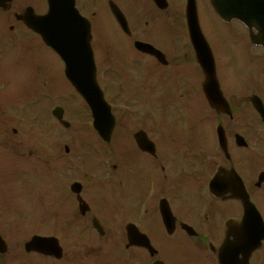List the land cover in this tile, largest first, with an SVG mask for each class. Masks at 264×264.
<instances>
[{"label": "flooded vegetation", "instance_id": "1", "mask_svg": "<svg viewBox=\"0 0 264 264\" xmlns=\"http://www.w3.org/2000/svg\"><path fill=\"white\" fill-rule=\"evenodd\" d=\"M74 1L95 30L96 77L114 119L110 141L103 142L89 121L80 120L72 131L60 122L71 115L67 99L55 91L56 76L66 80L64 65L20 18L27 9L45 13V0H0V174L14 162L17 180L24 169L36 185L45 176L48 196L62 203L45 207L18 193L14 206L0 204V238L7 247L0 264H217L228 221L242 216L234 194L244 189L264 221V47L252 43L239 22L213 41L201 26L228 104L216 110L205 97L197 61L199 52L205 58L209 52L195 50L190 41L186 0ZM202 5L208 7V0H197V8ZM38 123L48 124L46 137L31 136ZM86 133L96 146L80 140ZM102 183L110 193L105 203L99 199ZM162 210H169L172 223L163 222ZM23 218L42 226L33 235L92 239L85 248H62L59 259L26 252ZM87 223L95 235L86 231ZM107 223L113 232H106ZM126 224L146 236L154 251L129 244ZM131 237L138 240L134 232ZM256 253L249 264L264 261Z\"/></svg>", "mask_w": 264, "mask_h": 264}, {"label": "water", "instance_id": "2", "mask_svg": "<svg viewBox=\"0 0 264 264\" xmlns=\"http://www.w3.org/2000/svg\"><path fill=\"white\" fill-rule=\"evenodd\" d=\"M47 1L49 5L48 12L43 16L35 17L30 23L32 28L39 32L44 41L53 46L64 61L72 67L76 65V61L66 58L67 50L72 54H75L76 50L82 52L83 54L76 56L86 58V60L82 59L84 63L81 65H86L88 68V66L92 65V56L89 48V27L78 16L74 9L73 0ZM211 3L215 12L221 18L245 20L248 24L254 26L257 23L252 18H258L257 9L264 7V0H211ZM262 14L264 15V10ZM189 26L193 32V22L190 18ZM90 71L91 73L69 69L67 73L70 74V80L76 90L90 106L94 117V126L102 130L109 127V117H104V115L107 116L109 111L95 82L93 69ZM243 208V236L240 239L241 243L238 248L230 247L228 243H225L220 249L219 264H247L250 253L257 247V243L261 239L258 229H256L260 219L254 207L252 204L244 202ZM35 241L39 240L33 239L26 246L27 249ZM239 255H241L240 259Z\"/></svg>", "mask_w": 264, "mask_h": 264}, {"label": "rangeland", "instance_id": "3", "mask_svg": "<svg viewBox=\"0 0 264 264\" xmlns=\"http://www.w3.org/2000/svg\"><path fill=\"white\" fill-rule=\"evenodd\" d=\"M212 11L206 6L202 5L200 6V20H201V26L204 30V32L206 33V36L209 40L213 41L214 39V35L216 33H224L228 30V27L224 24H222L216 17L214 14L211 13ZM54 63H55V70L58 72L59 69H60V66H59V63L57 61V59H53ZM232 72V71H230ZM55 91L56 93H59L60 96H65V98L67 99L68 101V106L67 108H69L70 110L73 111V114L75 116H83V118L86 116L87 114V111L85 110V108H83L81 106V101L79 100V98L73 93L71 87L68 85V83L62 79L61 77L59 76H56V79H55ZM74 124H76L74 121H73ZM52 127H54V129H52V131L57 134L58 133V130L59 128L53 124ZM72 127V126H71ZM80 140H82V142H90L92 144H97L96 142V139L93 138V136L91 134H87L86 135H82L80 137ZM8 161H6L5 163L7 164ZM25 165V163H24ZM7 168V167H6ZM45 171H41L40 172V175H45ZM24 174V173H23ZM6 178V183H4L3 181V177L0 176V191L2 190V192L0 193V204H13L14 203V197H15V191H14V188L13 186H15V188L17 190H20L22 192L25 191L26 192H29L30 195H26L25 198L26 199H29L31 200L33 197L35 198V200L37 201L38 204H47L50 200H49V196L48 194H44L42 198H40V193L42 192L40 189H42V187L46 186V180L47 178L45 176H43V181H41L38 185H36L32 180L30 181V178L28 176H22L21 180H17L16 179V183L14 184L15 182V178L14 176L11 175H6L5 176ZM101 190L99 191V199L105 203L102 199L104 197V194H105V191L102 190L103 188L105 187H100ZM32 193H37L38 195L36 196H33ZM2 199V200H1ZM58 204H60V202H58ZM62 204V203H61ZM24 206H28L29 204H22ZM260 206V205H259ZM47 207V205H46ZM61 217L59 220H57L55 223H54V230H55V233L58 234L59 233V229L60 227L62 226V222H61ZM22 222V225H23V228H22V234H21V240L22 242L26 241L30 236H32L36 230L40 229L42 226L39 225L37 223V227L34 228V224L35 223H31L30 221H28L27 219H22L21 220ZM123 222V220H122ZM106 225V232H113L114 231V227L107 223L105 224ZM119 227H123V224L119 225ZM33 228V229H32ZM90 235L93 234L95 235V233L91 230L90 228V223H87V230ZM55 235V234H54ZM108 237L104 238L103 239H100V238H95L96 240H98L99 242H105L107 240ZM92 238H89V236L87 237L86 240H90ZM77 241V240H74V241H67V240H61L60 243L62 244V246L64 247L65 251L68 250V249H74V248H77L79 246H83L82 248H85V245H84V242L86 241ZM79 243L78 246H75L74 244L75 243ZM11 243H14L11 242ZM103 248L106 249V250H110L112 248H108V246H104L103 245ZM117 252V251H115Z\"/></svg>", "mask_w": 264, "mask_h": 264}]
</instances>
